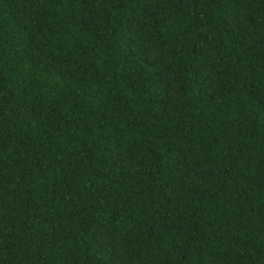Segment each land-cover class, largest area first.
<instances>
[{
    "label": "trees",
    "instance_id": "1",
    "mask_svg": "<svg viewBox=\"0 0 264 264\" xmlns=\"http://www.w3.org/2000/svg\"><path fill=\"white\" fill-rule=\"evenodd\" d=\"M0 264H264V0H0Z\"/></svg>",
    "mask_w": 264,
    "mask_h": 264
}]
</instances>
